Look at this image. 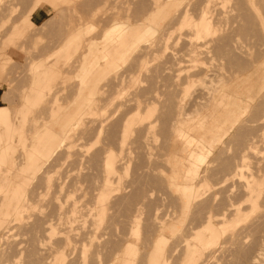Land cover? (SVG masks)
<instances>
[{"label": "rangeland", "instance_id": "obj_1", "mask_svg": "<svg viewBox=\"0 0 264 264\" xmlns=\"http://www.w3.org/2000/svg\"><path fill=\"white\" fill-rule=\"evenodd\" d=\"M72 2L0 0V101L18 125L0 139L10 179L0 264H150L156 243L155 264H252L264 253L263 184L256 206L246 198L263 177L264 0ZM146 19L154 29L111 41L119 22ZM201 21L206 30L186 26ZM80 26L83 40L67 47ZM92 43L127 54L86 82ZM208 215L220 232L201 250Z\"/></svg>", "mask_w": 264, "mask_h": 264}, {"label": "bare ground", "instance_id": "obj_2", "mask_svg": "<svg viewBox=\"0 0 264 264\" xmlns=\"http://www.w3.org/2000/svg\"><path fill=\"white\" fill-rule=\"evenodd\" d=\"M72 1L73 0H35V5H34V7L32 9L36 10L39 6H41L43 4H46L47 6H50V5L51 6H56V5H60L61 3H64L65 5H67V6L69 5L70 6L73 3ZM74 6H75L74 9H76L77 8L76 5H74ZM61 8H64V7L62 6ZM69 10H70V8H68V11ZM70 13H71V11H70ZM71 14H73V13H71ZM73 17H75V15ZM83 18H85V17L83 16ZM80 19H81V21H80L81 23L80 24L83 25L82 18H80ZM76 22H77V20H76ZM72 24L75 25V24H78V22L75 23V24L73 22ZM118 24H119L118 26L120 27V29L118 30V32H116L115 38H113V37L111 38V41L115 40V44H120L122 41H124V39L128 36V34H132L133 31H134L133 26H135V25L140 24V25L145 26V27H150V22L147 21V19L146 20H142L140 23L126 24L124 22H119ZM186 26L187 27H193L196 30H206L207 29L206 25L204 24V21H201L199 25H196V24H193V23H187ZM80 27L81 28L77 27L76 29L70 30L68 32L67 38H66V44H65L67 47L77 45L80 41L83 40V38L81 36L82 35L81 34L82 26H80ZM84 41L87 42L88 40L84 39ZM83 65H84V60L81 61V65H80L79 69L82 70L83 69ZM102 87H104V86H102ZM102 87H100V89ZM18 98H19V100H18L19 104H21L22 103V97H18ZM89 101L90 102H89L88 105H93L92 104L93 100H89ZM80 103L78 104L79 106L82 105ZM22 108H23V105H21L20 109H22ZM125 124L127 125V123H125ZM0 125H2V127H3V129L0 130V139L1 140L10 138L11 135H13L12 133L14 131L18 130V125L9 117V115L7 114V111H6V107H5V105L2 104L1 101H0ZM131 125H132V123H129V125H127V127H124L123 132L127 133V131L131 128ZM64 128L66 129V131H68V129H69L68 125H66V124H65ZM101 128H102V126H101ZM41 133H42V135H40V137H43V132H41ZM38 137H37V139H38ZM12 139H14V138H12ZM8 145H9V142H8ZM111 156L112 155H108V157L106 159V166L108 167V170L112 169L113 162L111 160ZM191 156L194 157L195 155H191ZM194 158H195L196 161L199 160V158H197V157H194ZM5 159H6V155H5V146H4V148H0V161H1L2 164L5 162ZM195 160H194V162H195ZM195 164H196V162L194 163V165ZM1 169H2L3 173H0V192L5 193L7 187L10 184L9 183L10 179L7 176L6 172H4V171H6V169H4L3 167ZM203 181H205V180H203ZM201 184H202V182H201ZM262 184H263V192H264V158H263V177H262V179L259 180V181L251 180V186L249 188H247V190H246V198H247V200L250 203V207L256 206L257 198H259V196L263 194V192L261 193V185ZM16 186L18 187V185H16ZM176 188H178V187H176ZM181 190L183 191V189H181ZM17 192L19 193V189L17 190ZM17 192H16V195L14 194V197H12V195H11L8 198L10 199L12 197L13 200H15V201L18 200L19 198H17ZM193 192H195V190ZM196 192L193 193V198H194L193 201H195V198L197 196ZM12 194H13V192H12ZM13 200L6 207V209H7V213L6 214H8V215L9 214H14L16 208L19 207V205L16 202H14ZM263 202H264V199H263ZM263 205H264V203H263ZM263 212H264V206H263ZM3 214H5V213H3ZM236 215H237L236 219H238L239 215H240V212H236ZM220 216H221V218H225L226 215L224 213H220ZM232 216H233V214H232ZM234 216H235V213H234ZM9 222H10V220H9ZM9 226H10V224H9ZM9 226L7 227V225H5V220L4 219H0V238L6 237L8 235L7 233L10 230ZM204 228L209 230V232H210L209 235L204 234L202 231L196 233V238L200 242L201 250L206 248V246L213 244L215 242L217 236H218V233L220 232L219 230L215 229L211 225L210 216L209 215L206 217ZM170 229H171V227H169V230ZM159 249H160L159 243H156V245L152 246V254H151V257H150V264H155V261L158 259V256H159V254H158ZM261 249L262 248H260L256 252V254L254 255L253 258L251 257L252 258V264H254V263L255 264H264V253L261 251ZM131 252H132V246L128 245L127 248L125 249L124 253L129 255ZM120 264H129V259L128 258L123 259Z\"/></svg>", "mask_w": 264, "mask_h": 264}, {"label": "crops", "instance_id": "obj_3", "mask_svg": "<svg viewBox=\"0 0 264 264\" xmlns=\"http://www.w3.org/2000/svg\"><path fill=\"white\" fill-rule=\"evenodd\" d=\"M149 22H150V26L154 29L155 25H153L151 20ZM113 42H115V40ZM92 44H91V47H89V52L87 53V55H89V54L92 55V58L91 59H84L83 70L81 71L82 74L80 72V69L78 71V73L80 72V75H82V77L86 80V82H87V80L92 79L91 77H89L90 74H94L102 66L106 65L107 63H110V62L116 63L117 60H121L127 54L126 51L121 50V51H118L116 54H114L112 57L108 58L107 57L106 48H103V46L100 43L99 44L92 43ZM91 49L100 50V54L94 53V50L91 51ZM114 57H115V60L114 61H112V60L110 61V59L114 58ZM98 58H103L104 61H98ZM94 66H98V67L96 68ZM78 77H80L79 74H78ZM236 115H237V113L234 112L233 110H231V116L234 117V118L231 117V118L228 119V121H229L228 128L231 127L234 124ZM52 125H54V124H52ZM216 127L219 128V129H223V124L222 125H216L215 128ZM53 128L54 127L52 126L51 129L53 130ZM187 134L190 135V139L199 140L204 145H211L213 143L212 141H213L214 138H208L209 139V141H208L204 135H201V134L198 135L196 133H193L192 129L189 130V132H187ZM175 176H177V171L176 170L174 171L173 175L171 176V178L173 179V184L176 187L177 186V183H176L177 181H174L175 180Z\"/></svg>", "mask_w": 264, "mask_h": 264}]
</instances>
